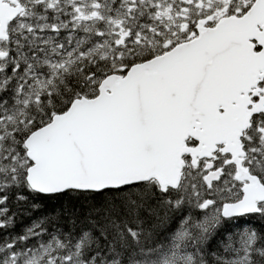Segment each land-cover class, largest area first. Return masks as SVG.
<instances>
[{"label":"snow or ice","instance_id":"obj_1","mask_svg":"<svg viewBox=\"0 0 264 264\" xmlns=\"http://www.w3.org/2000/svg\"><path fill=\"white\" fill-rule=\"evenodd\" d=\"M0 264H264V0H0Z\"/></svg>","mask_w":264,"mask_h":264}]
</instances>
